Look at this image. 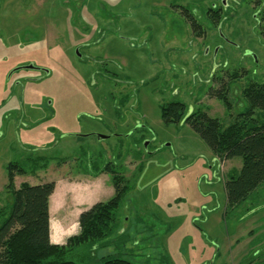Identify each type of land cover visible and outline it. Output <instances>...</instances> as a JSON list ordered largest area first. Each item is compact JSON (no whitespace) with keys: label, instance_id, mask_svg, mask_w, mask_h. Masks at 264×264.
<instances>
[{"label":"rangeland","instance_id":"374dc122","mask_svg":"<svg viewBox=\"0 0 264 264\" xmlns=\"http://www.w3.org/2000/svg\"><path fill=\"white\" fill-rule=\"evenodd\" d=\"M259 5L0 0V208L10 202V163L26 171L15 187L39 172L102 168L128 187L113 229L88 249L91 261L264 264V183L228 208L224 180L241 159L214 155L185 121L165 122L160 111L180 101L186 115L234 121L247 105L241 90L264 82Z\"/></svg>","mask_w":264,"mask_h":264},{"label":"trees","instance_id":"16d2710c","mask_svg":"<svg viewBox=\"0 0 264 264\" xmlns=\"http://www.w3.org/2000/svg\"><path fill=\"white\" fill-rule=\"evenodd\" d=\"M257 4H260L258 19L264 34V0H257ZM212 11L217 16V11ZM191 24L195 31L202 29L193 19ZM236 77L235 71L227 73V83L222 84L224 91L228 92L226 85ZM241 95L247 105L227 126L200 109L186 115V106L180 101H170L160 107L165 122L185 121L214 155L222 159H241L237 175H229L224 180L228 208L242 204L264 183V82L249 81ZM225 100L229 108V101ZM255 111H258V118L253 116ZM24 174L26 171L16 163L7 166L10 202L0 208V264H135L111 255L91 261L88 253L90 247H97L113 229L111 222L127 191L128 186L121 184L117 174H111L115 187L113 196L82 211L79 215L80 232L61 245L49 240L48 199L54 190V181L34 185L22 182L15 187L14 176Z\"/></svg>","mask_w":264,"mask_h":264},{"label":"crops","instance_id":"0c3cea01","mask_svg":"<svg viewBox=\"0 0 264 264\" xmlns=\"http://www.w3.org/2000/svg\"><path fill=\"white\" fill-rule=\"evenodd\" d=\"M48 170V169H47ZM41 173V172H39ZM21 180L31 185L54 181V190L48 199L49 240L64 244L80 232L79 215L93 204L109 199L115 191L110 172L99 168L93 172L58 173L45 178V173ZM16 178V176H15Z\"/></svg>","mask_w":264,"mask_h":264},{"label":"water","instance_id":"95a60500","mask_svg":"<svg viewBox=\"0 0 264 264\" xmlns=\"http://www.w3.org/2000/svg\"><path fill=\"white\" fill-rule=\"evenodd\" d=\"M223 3H224V1H223ZM76 51H77V49H76ZM29 67H31V66H29ZM98 136H99V138H103V139L107 137V136L102 135V134L101 135H98Z\"/></svg>","mask_w":264,"mask_h":264},{"label":"flooded vegetation","instance_id":"af4514ba","mask_svg":"<svg viewBox=\"0 0 264 264\" xmlns=\"http://www.w3.org/2000/svg\"><path fill=\"white\" fill-rule=\"evenodd\" d=\"M78 51H79V50L77 49L76 52H77V54L79 55ZM29 66H31V67H29ZM25 67L32 68V67H34V66H33V65H26Z\"/></svg>","mask_w":264,"mask_h":264}]
</instances>
